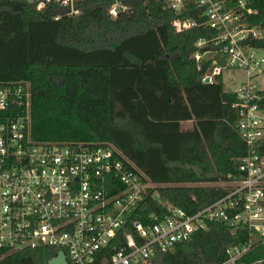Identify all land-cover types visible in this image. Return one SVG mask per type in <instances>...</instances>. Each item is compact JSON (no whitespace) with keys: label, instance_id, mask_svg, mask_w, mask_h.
Instances as JSON below:
<instances>
[{"label":"trees","instance_id":"trees-1","mask_svg":"<svg viewBox=\"0 0 264 264\" xmlns=\"http://www.w3.org/2000/svg\"><path fill=\"white\" fill-rule=\"evenodd\" d=\"M120 1L130 10L118 19L108 16L114 0H85L81 15L56 20L61 10L53 4L39 11L31 0H0V85L29 86L34 141L118 148L153 184L135 219L164 218L163 204L196 212L226 194L218 183L239 176L248 153L236 94L224 76L205 83L211 62L195 58L212 48L198 41L218 34L194 3L175 14L162 0ZM248 2L258 11L248 20L263 32L250 44L264 49V0ZM189 20L199 25L181 32L172 25ZM259 95L264 108V91ZM248 238L247 230L233 234L212 223L151 264H224L227 250ZM57 254L0 250V264H48ZM241 262L264 264V238Z\"/></svg>","mask_w":264,"mask_h":264},{"label":"built area","instance_id":"built-area-1","mask_svg":"<svg viewBox=\"0 0 264 264\" xmlns=\"http://www.w3.org/2000/svg\"><path fill=\"white\" fill-rule=\"evenodd\" d=\"M31 1L39 11L57 6L61 13L55 19L60 20L81 15L85 0ZM162 2L175 14L194 3L204 9V25L217 32L214 39L197 43L199 48L212 46L195 55L200 63L211 62L203 81L214 83L231 69L246 72V80L233 91L238 130L248 147L239 176L231 174L221 182L226 194L201 210L189 213L163 204L168 211L164 218L153 214L146 222L137 220L153 184L118 148L34 141L29 86L0 85V250L54 249L65 254L68 264H151L156 254L171 252L212 223H222L233 234L248 231V241L229 248L224 263L244 264V255L264 238V108L254 83L263 74L264 49L250 44L263 38V32L248 20L258 11L248 0ZM129 10L114 0L108 16L118 19ZM172 25L181 32L199 24L189 20Z\"/></svg>","mask_w":264,"mask_h":264},{"label":"rangeland","instance_id":"rangeland-1","mask_svg":"<svg viewBox=\"0 0 264 264\" xmlns=\"http://www.w3.org/2000/svg\"><path fill=\"white\" fill-rule=\"evenodd\" d=\"M261 55L264 54V50L260 52ZM224 80L226 89L229 91H235L238 86L246 80V72L242 69H231V71L224 72ZM229 80H234V83L229 82ZM254 83L258 86L261 91H264V68L263 74L256 76L254 78ZM192 128V123H184L183 129L190 130ZM218 185H223L222 183H218ZM224 186V185H223Z\"/></svg>","mask_w":264,"mask_h":264},{"label":"water","instance_id":"water-1","mask_svg":"<svg viewBox=\"0 0 264 264\" xmlns=\"http://www.w3.org/2000/svg\"><path fill=\"white\" fill-rule=\"evenodd\" d=\"M204 82L209 83V80L206 79V80H204ZM155 199H156V201H159V196L155 195ZM48 264H68V263H67L65 254L63 252H59L55 258H53L49 261Z\"/></svg>","mask_w":264,"mask_h":264}]
</instances>
